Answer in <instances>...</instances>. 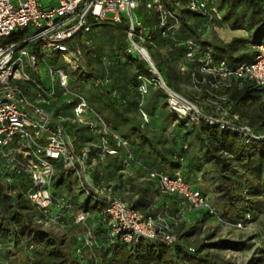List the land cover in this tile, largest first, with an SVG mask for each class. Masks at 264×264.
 Listing matches in <instances>:
<instances>
[{
	"label": "trees",
	"instance_id": "16d2710c",
	"mask_svg": "<svg viewBox=\"0 0 264 264\" xmlns=\"http://www.w3.org/2000/svg\"><path fill=\"white\" fill-rule=\"evenodd\" d=\"M147 1H141L136 15L147 28L155 27L151 40L145 46L167 86L188 100L208 102L201 108L214 118L218 113L211 103L223 98L226 107L232 106L231 113H237L256 132L264 133L262 124L247 116L248 106L263 99L260 87L254 82L233 78L229 87L214 89L211 76H207V84L202 83L199 66L187 62L184 46L187 39H193L197 45L212 50L216 63L225 61L230 68L254 58L258 53L257 47L264 46V0H211L212 7L227 11L222 21L227 28L244 30L249 34V39L234 38L229 43L205 39L206 26L210 21L175 6L172 0L164 1L176 11L181 27L175 29L169 38L163 37L161 30L156 28L158 15L145 9ZM189 15L193 16V23L189 21ZM127 31L125 19L118 24H95L87 35L91 44L82 47L81 69L73 70L59 56L51 64L65 70L71 91L85 96L111 131L128 143L129 150L146 170H125V150H119L118 155H105L98 162L91 173L93 184H110L125 200V193L131 194L132 200L126 201L133 208L145 216H154L164 214L166 206L175 212L178 202L176 197L160 191L157 181L147 177V170L168 175L181 171L185 181L194 186L200 174L204 181L213 182L214 198L221 208V215L216 211L219 218L234 223L249 214L250 221H253L261 210V197L264 196V139L246 143L237 131L213 126L206 119L195 122L190 117L182 118L170 110L169 95L162 87L153 85L157 77L150 72L148 63L137 56L124 55ZM104 34L110 35V39L103 37ZM75 45L72 42L71 47ZM103 57L111 63L107 68L102 65ZM106 74L111 79L109 87L95 86L90 81ZM144 84L146 94L141 91ZM187 88L196 89L198 97L194 98ZM112 91L117 95L113 96ZM53 106L54 117L71 109L62 101L54 102L51 109ZM151 112L155 114L152 123L149 122ZM63 125L77 137V150L93 144L91 149L95 153L94 145L99 144V139L88 127L78 129L71 124ZM110 145L114 147L112 141ZM129 171H137L144 181L134 183V177H126ZM64 177L58 173L53 180L55 198L59 195L55 189L61 187ZM8 178L12 179L11 183ZM82 185L85 187L84 183ZM31 189L32 180L28 172L19 166L11 170L10 164L0 160V264H236L205 254L204 245L195 247L187 240L200 231L199 224L203 220L217 221L207 211H199L192 220V226L182 225L177 230L181 244L170 247L162 241L141 240L137 245H127L108 240L102 218L98 215L104 205H92L89 197L83 203L82 211L95 214V220L100 222L96 229L98 246L94 249L93 259L78 257L74 250L75 237L67 240L39 223L40 213L27 198ZM184 226L187 227L186 232L180 235ZM189 247H194L195 252H189Z\"/></svg>",
	"mask_w": 264,
	"mask_h": 264
},
{
	"label": "built area",
	"instance_id": "2783aa9c",
	"mask_svg": "<svg viewBox=\"0 0 264 264\" xmlns=\"http://www.w3.org/2000/svg\"><path fill=\"white\" fill-rule=\"evenodd\" d=\"M141 1L53 0L45 5L43 0H0V39H12L10 43L0 44V160L10 164L11 170L19 166L30 174L32 189L27 193V198L39 211V223L43 227L81 229L75 235L74 250L78 257L94 258V249L98 246L96 229L100 222L95 220V214L80 210L72 200L55 198L53 180L58 173L76 176L85 184L84 193L91 198L92 203L104 205L98 215L102 218L101 223L111 243L137 245L141 240H147L162 241L170 247L181 244L177 230L182 225L191 224L199 211H207L217 221L238 230L251 222L249 214L234 223L219 218L208 195L185 181L181 171L168 175L147 170V177L157 181L160 191L176 197L178 202L175 212L166 206L164 214L154 216H145L133 208L115 193L110 184L97 186L92 182L91 173L98 162L105 155H118L119 150H125V170H146L129 150L128 143L111 131L86 98L71 91L69 77L63 68L48 65L47 79L50 84H44L40 77L39 61L56 55L73 70L81 69L82 47L91 44L87 35L95 24H118L125 19L128 31L124 55L137 56L148 63L150 72L157 77L153 85L167 91L168 107L180 117H190L195 122L206 119L213 126L237 131L246 143L264 139V133L256 132L237 113H231L232 106L226 107L223 98L211 103L218 113V117L214 118L201 108L208 102L202 99L188 100L167 86L145 46L151 40V32L155 27L147 28L138 19L136 11ZM172 1L175 6L185 8L210 22L219 18L220 11L211 6V0ZM145 9L158 15L156 28L161 30L163 37L169 38L175 29L181 27L176 11L169 8L164 0H148ZM108 13L115 14L113 20L106 18ZM28 29L34 31L33 35L26 36ZM17 31L20 36L16 34ZM72 42L76 44L73 48ZM184 46L187 49V62L199 66L203 75L202 83L209 82L207 76L213 77L211 87L214 89L229 87L233 78L254 82L260 87L264 99L263 45L257 47L258 53L254 58L235 68H230L225 61L216 63L212 50L197 45L193 39H187ZM110 64L107 57L102 58L105 68ZM35 74L39 78H35ZM90 81L101 87L111 84L107 74L91 78ZM141 91L147 93L146 84L141 87ZM112 94L116 96L117 92L112 91ZM61 101L70 106L72 122L88 127L99 139V144L94 145L95 153L91 149L93 144L77 150V137L66 130L59 117H53L50 105ZM111 141L114 147L110 145ZM8 182L11 183L12 179L8 178ZM188 250L195 252L194 247Z\"/></svg>",
	"mask_w": 264,
	"mask_h": 264
},
{
	"label": "rangeland",
	"instance_id": "374dc122",
	"mask_svg": "<svg viewBox=\"0 0 264 264\" xmlns=\"http://www.w3.org/2000/svg\"><path fill=\"white\" fill-rule=\"evenodd\" d=\"M49 1L53 0H43V3L46 5ZM56 2V0H54ZM216 2V1H215ZM219 10V9H218ZM219 18L210 22L206 26L205 39L213 40L218 39L224 43H229L230 40L235 38V35H244L240 38L249 39V34L244 30H231L227 28L223 23L224 16L227 14L226 10H219ZM250 12V11H249ZM248 12V13H249ZM115 14L108 13L106 18L108 20H113ZM188 19L191 23L194 22V18L192 15L188 16ZM221 23V24H218ZM34 31L32 29H28L26 31V36L33 35ZM17 35L20 36L19 31L16 32ZM103 37L106 39H110V35L104 34ZM12 39L6 38L1 40L0 44L10 43ZM255 51V49L253 48ZM56 55L50 56L46 59H42L39 61V69H40V77L43 79L45 85H49V80L47 79V67L51 65L54 61ZM94 59V57L92 56ZM35 78H39V76L33 75ZM190 94L196 98L198 97L199 92L196 89L191 88ZM84 96V95H83ZM85 97V96H84ZM87 100V99H86ZM264 100L261 99L257 104H251L247 108V116L248 118H253L258 121V123L264 128V114L262 113V104ZM55 106H53L52 112L53 117L56 116ZM59 115V119L63 124H71L74 125L75 128L84 127L82 124H75L72 122L73 115L71 110H64ZM58 118V117H54ZM85 120V118H83ZM90 146V145H88ZM87 147V146H85ZM80 150V149H79ZM133 177V176H132ZM134 183H142L144 180L140 177L134 175ZM83 185L81 180L78 179L74 175H68L64 177V181L60 188L55 189L59 194L58 199L60 197H64L66 199H73V201L79 206V209L83 210V203L87 200V196L83 192ZM196 188L205 191L208 195L214 209L221 215V208L216 204L214 198V185L213 182L204 181L202 176L198 175V180L195 185ZM124 195L126 200H132L131 194ZM262 205L261 210L258 212L253 221L248 223L244 229H236L231 226L224 225L223 223L213 220L206 219L200 222L199 227L200 231L193 233L187 240L192 243L195 247H199L204 245L205 254L216 257L219 260H228L232 261L236 264H264V196L261 197ZM93 205V203H92ZM198 221V220H197ZM193 224H191L192 226ZM44 228L50 229L53 233L64 236L67 240H72L78 233L81 232L80 228L69 229V230H58L46 225ZM187 227H183L180 231V235H184Z\"/></svg>",
	"mask_w": 264,
	"mask_h": 264
},
{
	"label": "crops",
	"instance_id": "0c3cea01",
	"mask_svg": "<svg viewBox=\"0 0 264 264\" xmlns=\"http://www.w3.org/2000/svg\"><path fill=\"white\" fill-rule=\"evenodd\" d=\"M241 36H244V35H235V38H240ZM233 40V39H232ZM232 40H230L229 42H231ZM187 90L188 91H190L189 90V88H187ZM148 99V98H147ZM147 99H146V102H147ZM155 121V114L153 113V112H151V114H150V116H149V122L150 123H152V122H154ZM137 171H129V172H127V174H126V177H128V176H133L134 177V175H136V176H138V177H140L141 178V175L139 174V173H136ZM136 198V196H134V199Z\"/></svg>",
	"mask_w": 264,
	"mask_h": 264
}]
</instances>
